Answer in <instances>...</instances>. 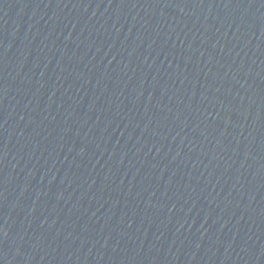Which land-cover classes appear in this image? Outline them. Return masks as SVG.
<instances>
[{"label":"water","instance_id":"1","mask_svg":"<svg viewBox=\"0 0 264 264\" xmlns=\"http://www.w3.org/2000/svg\"><path fill=\"white\" fill-rule=\"evenodd\" d=\"M0 264H264V0H0Z\"/></svg>","mask_w":264,"mask_h":264}]
</instances>
